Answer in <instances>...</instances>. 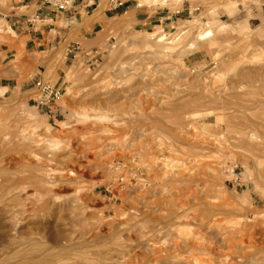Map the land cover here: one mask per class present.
Returning <instances> with one entry per match:
<instances>
[{
	"label": "rangeland",
	"instance_id": "1",
	"mask_svg": "<svg viewBox=\"0 0 264 264\" xmlns=\"http://www.w3.org/2000/svg\"><path fill=\"white\" fill-rule=\"evenodd\" d=\"M103 1L102 43L74 54L27 50L32 0H0V169L26 183L0 224L22 212L53 264H264V0ZM37 80L60 99L37 105Z\"/></svg>",
	"mask_w": 264,
	"mask_h": 264
},
{
	"label": "crops",
	"instance_id": "2",
	"mask_svg": "<svg viewBox=\"0 0 264 264\" xmlns=\"http://www.w3.org/2000/svg\"><path fill=\"white\" fill-rule=\"evenodd\" d=\"M96 1L75 0L73 10L60 16L50 12L45 7L42 8L41 0H32L33 3H30L28 9L34 7L33 14L31 13L32 10H28L29 15L27 14L21 21L16 22L17 24L12 23L11 27L23 37L27 50L43 52L67 46L68 52L81 53L83 49L80 43L72 41L71 38L82 39L86 49L87 47L93 49L102 43L106 20H102V16L98 21L95 19L90 22L86 21L87 15L97 12ZM110 2L104 0L103 6H109ZM116 3L110 4L113 10L117 9ZM37 22L42 23L40 27H36ZM66 22L69 23L68 26H66Z\"/></svg>",
	"mask_w": 264,
	"mask_h": 264
},
{
	"label": "bare ground",
	"instance_id": "3",
	"mask_svg": "<svg viewBox=\"0 0 264 264\" xmlns=\"http://www.w3.org/2000/svg\"><path fill=\"white\" fill-rule=\"evenodd\" d=\"M42 82L45 83V81H42ZM1 105H0V107H1ZM4 105H6V103ZM2 144H4V143H2ZM11 162L13 163L14 161H9L8 164L11 165L10 164ZM6 164H4L5 166L0 169V195L3 194L5 196L7 195V196L13 198V195H17L16 193H18V192L23 193L25 191L26 183L18 181V177L21 176V172H11L12 167L8 166ZM19 196H20V194H19ZM20 197H18V196L15 197L14 201L17 202V200H19L18 198H20ZM2 212H3V210H2ZM21 213L22 212H18V211L14 212V213L13 212L10 213L9 211H7L6 217L8 220H4V222L2 224H0V243L3 242V244L6 246L5 247L6 249H9V250L11 249L12 253L9 254V257L10 258H17L18 261L15 262L17 264H53V263H55L54 262V259H55L54 255H44V254L39 253V251L38 252L35 251V252L29 254L32 256L28 257L29 255H27L26 252H24L26 247L24 246V241H23L24 239L22 237L23 230L19 226L20 224H23V223L18 222V220H17V217L21 216L23 214V213L22 214ZM64 221H65V219H62V218L60 219V217H59V219L57 220V223L59 225H62L61 223H63ZM56 228L57 227L53 226L52 229L46 228V227L43 229H44V233L47 232V234H49V236L51 238L52 245L54 244V246L56 245V247H58L57 245H59L64 240V234L61 230L56 229ZM43 229H41V227H40L39 230L42 231ZM49 229H51V230H49ZM37 230H38V228H37ZM62 230H64V229H62Z\"/></svg>",
	"mask_w": 264,
	"mask_h": 264
},
{
	"label": "built area",
	"instance_id": "4",
	"mask_svg": "<svg viewBox=\"0 0 264 264\" xmlns=\"http://www.w3.org/2000/svg\"><path fill=\"white\" fill-rule=\"evenodd\" d=\"M75 0H41V7H45L54 14L63 15L73 10ZM112 1L110 2V4ZM115 3V2H114ZM121 3H116V8L121 6ZM190 14V12H189ZM34 90L37 91L35 103L37 105H48L50 103L57 102L61 97L60 89L53 88L47 82L37 80L34 83Z\"/></svg>",
	"mask_w": 264,
	"mask_h": 264
}]
</instances>
